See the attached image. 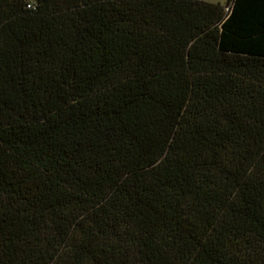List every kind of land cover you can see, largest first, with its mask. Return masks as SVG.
<instances>
[{
  "label": "trees",
  "instance_id": "obj_1",
  "mask_svg": "<svg viewBox=\"0 0 264 264\" xmlns=\"http://www.w3.org/2000/svg\"><path fill=\"white\" fill-rule=\"evenodd\" d=\"M0 264H264V0H0Z\"/></svg>",
  "mask_w": 264,
  "mask_h": 264
},
{
  "label": "rangeland",
  "instance_id": "obj_2",
  "mask_svg": "<svg viewBox=\"0 0 264 264\" xmlns=\"http://www.w3.org/2000/svg\"><path fill=\"white\" fill-rule=\"evenodd\" d=\"M203 1L213 2V3H220V4H223V5H226L228 3V0H203Z\"/></svg>",
  "mask_w": 264,
  "mask_h": 264
}]
</instances>
